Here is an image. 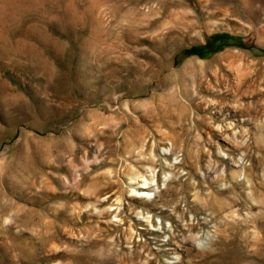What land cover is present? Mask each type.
Instances as JSON below:
<instances>
[{
    "label": "rangeland",
    "instance_id": "1",
    "mask_svg": "<svg viewBox=\"0 0 264 264\" xmlns=\"http://www.w3.org/2000/svg\"><path fill=\"white\" fill-rule=\"evenodd\" d=\"M0 264H264V0H0Z\"/></svg>",
    "mask_w": 264,
    "mask_h": 264
},
{
    "label": "bare ground",
    "instance_id": "2",
    "mask_svg": "<svg viewBox=\"0 0 264 264\" xmlns=\"http://www.w3.org/2000/svg\"><path fill=\"white\" fill-rule=\"evenodd\" d=\"M211 165V164H210ZM212 170V169H211ZM149 222V221H148ZM150 223V222H149ZM188 228L190 229L191 228V226H188ZM191 233V232H190ZM190 236L188 237V238H186V243L188 244V245H190V246H193L194 245V243L197 241V237H196V235L195 236H192V233L191 234H189ZM187 249V248H186ZM174 250L175 251H183L182 250V248H181V246H175V248H174Z\"/></svg>",
    "mask_w": 264,
    "mask_h": 264
}]
</instances>
